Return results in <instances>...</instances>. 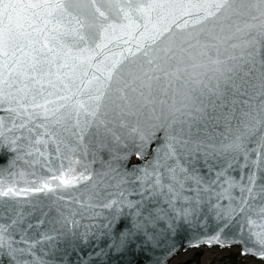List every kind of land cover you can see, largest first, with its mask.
Returning a JSON list of instances; mask_svg holds the SVG:
<instances>
[{
    "label": "snow or ice",
    "instance_id": "obj_1",
    "mask_svg": "<svg viewBox=\"0 0 264 264\" xmlns=\"http://www.w3.org/2000/svg\"><path fill=\"white\" fill-rule=\"evenodd\" d=\"M241 67L207 111L192 86ZM205 220L193 246L264 260V0H0V264Z\"/></svg>",
    "mask_w": 264,
    "mask_h": 264
},
{
    "label": "water",
    "instance_id": "obj_2",
    "mask_svg": "<svg viewBox=\"0 0 264 264\" xmlns=\"http://www.w3.org/2000/svg\"><path fill=\"white\" fill-rule=\"evenodd\" d=\"M224 76L230 77L225 80L223 76L217 81L212 77L211 73L206 74L204 79L199 84H194L192 87L195 90L193 95L199 102L207 105V111H212V105L217 107L221 105H231L237 111L243 108L245 96L243 90L234 85H239L241 79H247L246 72L243 67L233 72H225ZM182 83V81L180 82ZM219 90L217 91V86ZM227 89V91H225ZM138 158L133 156L127 162V166L137 163ZM217 223L213 220H205L197 222L192 225L181 224L179 227L173 226L169 228L166 224L162 225L157 230L156 235L150 239L145 240L140 238L133 241L127 248L120 252L113 251L111 253V264H170L173 258L178 256L181 252L195 251L191 259L182 264H201L203 257L202 248H221V249H238L242 258H251L264 263V260L259 259L251 254L242 255V244L233 243L230 246H221L219 244L208 245L207 243H200L193 246L191 243L195 236L205 232H212L216 229ZM94 245L98 244L99 248H106L107 241L103 238L100 241H93ZM249 247L252 246V241H248ZM99 248L97 250H99ZM92 251L91 247H86L82 256H86ZM72 259L75 261L76 257Z\"/></svg>",
    "mask_w": 264,
    "mask_h": 264
},
{
    "label": "rangeland",
    "instance_id": "obj_3",
    "mask_svg": "<svg viewBox=\"0 0 264 264\" xmlns=\"http://www.w3.org/2000/svg\"><path fill=\"white\" fill-rule=\"evenodd\" d=\"M203 252V257L201 260V264H232L229 260H227V257L234 253H239V250L234 249H221L219 247L217 248H208L204 247L201 249ZM195 251H187V252H181L178 256H176L170 264H182L189 260ZM242 264H264L258 260L251 259V258H242Z\"/></svg>",
    "mask_w": 264,
    "mask_h": 264
},
{
    "label": "trees",
    "instance_id": "obj_4",
    "mask_svg": "<svg viewBox=\"0 0 264 264\" xmlns=\"http://www.w3.org/2000/svg\"><path fill=\"white\" fill-rule=\"evenodd\" d=\"M227 260H229L232 264H242V259L240 258V255L239 253L237 254H230L228 257H227Z\"/></svg>",
    "mask_w": 264,
    "mask_h": 264
},
{
    "label": "flooded vegetation",
    "instance_id": "obj_5",
    "mask_svg": "<svg viewBox=\"0 0 264 264\" xmlns=\"http://www.w3.org/2000/svg\"><path fill=\"white\" fill-rule=\"evenodd\" d=\"M191 258H192V257H191ZM191 258H190V259H191Z\"/></svg>",
    "mask_w": 264,
    "mask_h": 264
}]
</instances>
